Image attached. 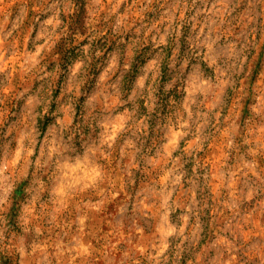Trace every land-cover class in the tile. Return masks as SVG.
<instances>
[{
  "label": "rangeland",
  "instance_id": "rangeland-1",
  "mask_svg": "<svg viewBox=\"0 0 264 264\" xmlns=\"http://www.w3.org/2000/svg\"><path fill=\"white\" fill-rule=\"evenodd\" d=\"M130 5L142 16L120 21ZM90 8L99 4L0 0V264H264V180L249 171L264 176V149L246 142L264 122L253 109L264 82V0H119L116 13L96 17ZM209 29L225 67L233 45L246 57L234 73L237 88L244 77L242 91L222 97L221 120L235 102L238 125L227 130L234 144L226 155L208 148L215 130L196 114L205 98L196 87L204 78L198 53ZM46 39L35 66L29 60L27 71L17 70L6 92L12 70L2 65L17 51L13 43L31 54ZM186 106L204 147L183 151L181 140L177 166L157 182L150 161L187 118ZM98 165L105 179L93 188ZM214 171L223 181L215 191ZM185 224L166 237L167 259L138 249Z\"/></svg>",
  "mask_w": 264,
  "mask_h": 264
},
{
  "label": "clouds",
  "instance_id": "clouds-1",
  "mask_svg": "<svg viewBox=\"0 0 264 264\" xmlns=\"http://www.w3.org/2000/svg\"><path fill=\"white\" fill-rule=\"evenodd\" d=\"M96 3L99 4V8L93 10L89 9V14L92 17H96L99 15L100 12L108 10L110 13H116L117 8L119 7V0H117L116 4H113L111 9L107 8V4L111 3V0H107V3H104L103 0H95ZM132 8L131 12H125L120 14L119 19L123 21L127 16H134V17H141L143 12L142 10H136L133 5L129 6ZM208 11H212L209 9ZM59 14V9H57V16ZM163 19H171L170 17H162ZM58 20V19H57ZM160 23V21H157ZM59 24V23H58ZM57 23L53 26V31L55 30V26L58 25ZM156 25H153L155 27ZM203 31V27L201 29ZM212 30L209 29L208 34L205 37V47L201 49L198 53L201 57V66L204 72V78L200 80L199 85L196 87L199 88L201 92L205 93V98L201 100L199 105H197L196 114L197 116H203L208 124L215 130V135L211 138V142L208 145L209 149L217 148L221 151L222 155H226L227 153L224 151L225 148H231L234 144V140L231 136L227 135V130L231 129L232 132H235L238 125L235 118L234 113V104L233 106L228 108V114L223 116V120H221V116L223 115L222 108L225 106L222 100L229 90L232 92H239L242 91L244 86V77L241 76L239 79L240 87L237 88L236 84L237 81L234 79V73L243 70V64L246 57H244L241 53L235 51V45H233L234 51L232 55L229 57L231 60V65L229 67L224 66V61L217 58L213 55L212 45L216 43L218 37L214 38L211 35ZM10 35V33H9ZM255 40V35L252 37ZM261 43H264V37L261 38ZM5 41L0 39V48L3 47ZM18 41L13 43L14 47H17V51H15L11 56L7 58V60L3 61L2 67H11L9 85L5 88L6 92H10L13 90L14 85L11 82V76L17 71H21L22 73L27 71V66L29 65V60H31L30 66H35L38 62L36 57L40 56L41 52L45 50V46L48 45L49 40L46 39L44 44L40 45L34 53H27L25 51H20L18 49ZM247 45H242L241 49L246 47ZM3 57V52H0V59ZM237 64L239 67H237ZM19 66V68H17ZM189 92L193 90V86L189 85ZM258 91L259 95L257 96V105L253 106L254 111L259 113L264 119V82H258ZM212 93L211 97H209L208 93ZM187 118H180L178 121V126L173 129V135L168 138L162 146V151L158 153V155L152 157L151 163L154 166H159V174L157 182L164 183L167 178L173 173L175 167L177 166V160L179 159L178 156H173L174 152L181 150V140L184 141L183 144V151L189 150H200L204 146L200 143L201 136H200V124L196 123L194 126H189V121L193 119V110L191 107L186 106ZM241 122L246 119L243 113H240ZM114 141V140H113ZM256 141L259 143V149H264V122L259 124L255 128H249L248 130V139L246 142L252 143ZM104 143V141H102ZM112 144L108 141V147L111 148ZM258 149V150H259ZM101 155L104 160H107L109 154L101 148ZM219 160V157H217ZM211 162L213 164V168L217 167L216 161H206ZM18 163L15 159L8 162L9 167ZM99 166V172L97 173V179L94 184L90 187L95 188L97 183L102 182L105 179V171L103 165ZM251 174L256 176L258 179L264 180V176L261 175V172L256 171L255 169L250 168ZM247 175V172L243 173ZM234 175V174H233ZM213 179L219 180L215 171L213 172ZM179 181V177L176 178L175 182ZM64 182L66 186H71L73 180L67 175L64 174ZM223 183L222 180H219L218 183L213 185V190L215 191L217 188L221 186ZM228 189H230V195H235V184L233 180H229L228 183L225 185ZM99 191H104L103 188H100ZM112 195H116V193H112ZM171 195V193H169ZM254 193L249 191L247 194V199L251 200ZM264 203V201H261ZM167 204V199H165L164 206ZM225 207H231L228 205L227 201H224ZM147 206V205H146ZM221 213H223V209H221ZM185 225H181L179 228L172 226L170 231L164 232L160 237H154L152 240L148 241L147 243L137 245L138 249L141 252L148 253L151 259L157 260L161 256H164L167 251V242L166 237L171 236L173 233L180 232L182 233ZM139 231V230H138ZM159 232L160 229H157ZM159 239V243L156 240ZM30 254V253H29ZM79 254V252H77ZM74 259V257H73ZM232 260H235V257H232ZM229 264H232V261H229Z\"/></svg>",
  "mask_w": 264,
  "mask_h": 264
}]
</instances>
